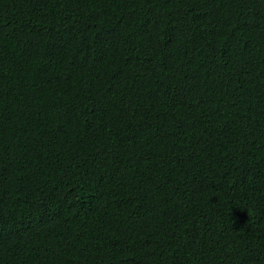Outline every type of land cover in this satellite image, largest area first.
<instances>
[{
    "label": "trees",
    "instance_id": "trees-1",
    "mask_svg": "<svg viewBox=\"0 0 264 264\" xmlns=\"http://www.w3.org/2000/svg\"><path fill=\"white\" fill-rule=\"evenodd\" d=\"M0 264H264V0H0Z\"/></svg>",
    "mask_w": 264,
    "mask_h": 264
}]
</instances>
